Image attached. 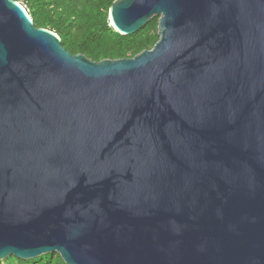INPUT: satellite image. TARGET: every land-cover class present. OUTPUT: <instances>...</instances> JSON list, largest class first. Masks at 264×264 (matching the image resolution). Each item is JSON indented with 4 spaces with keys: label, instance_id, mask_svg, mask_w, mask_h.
<instances>
[{
    "label": "water",
    "instance_id": "1",
    "mask_svg": "<svg viewBox=\"0 0 264 264\" xmlns=\"http://www.w3.org/2000/svg\"><path fill=\"white\" fill-rule=\"evenodd\" d=\"M130 58L71 55L0 0V260L264 264V0H115Z\"/></svg>",
    "mask_w": 264,
    "mask_h": 264
},
{
    "label": "trees",
    "instance_id": "2",
    "mask_svg": "<svg viewBox=\"0 0 264 264\" xmlns=\"http://www.w3.org/2000/svg\"><path fill=\"white\" fill-rule=\"evenodd\" d=\"M25 4L33 25L58 35L71 55L92 61L130 58L149 49L158 39L157 16L136 32L122 35L109 24L108 9L115 0H13ZM1 264V263H0ZM6 264H65L58 253L32 259L11 256Z\"/></svg>",
    "mask_w": 264,
    "mask_h": 264
},
{
    "label": "rangeland",
    "instance_id": "3",
    "mask_svg": "<svg viewBox=\"0 0 264 264\" xmlns=\"http://www.w3.org/2000/svg\"><path fill=\"white\" fill-rule=\"evenodd\" d=\"M21 6H23L24 7V9L26 10V6H25V4H21V2H18ZM11 256H9V257H7V258H4L3 260H0V263L1 264H6V262H7V259H9Z\"/></svg>",
    "mask_w": 264,
    "mask_h": 264
},
{
    "label": "built area",
    "instance_id": "4",
    "mask_svg": "<svg viewBox=\"0 0 264 264\" xmlns=\"http://www.w3.org/2000/svg\"><path fill=\"white\" fill-rule=\"evenodd\" d=\"M23 7V6H22ZM24 8V7H23Z\"/></svg>",
    "mask_w": 264,
    "mask_h": 264
}]
</instances>
